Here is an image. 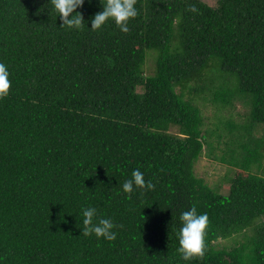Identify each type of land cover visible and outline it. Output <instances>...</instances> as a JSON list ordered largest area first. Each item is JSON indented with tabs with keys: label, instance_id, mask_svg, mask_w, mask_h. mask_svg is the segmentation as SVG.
<instances>
[{
	"label": "trees",
	"instance_id": "trees-1",
	"mask_svg": "<svg viewBox=\"0 0 264 264\" xmlns=\"http://www.w3.org/2000/svg\"><path fill=\"white\" fill-rule=\"evenodd\" d=\"M261 127L264 0H0V264H264Z\"/></svg>",
	"mask_w": 264,
	"mask_h": 264
},
{
	"label": "rangeland",
	"instance_id": "rangeland-1",
	"mask_svg": "<svg viewBox=\"0 0 264 264\" xmlns=\"http://www.w3.org/2000/svg\"><path fill=\"white\" fill-rule=\"evenodd\" d=\"M203 2L207 3L208 5L215 7L217 6L218 2L220 0H202ZM148 59H147V64H146V73L148 75L152 74L155 70V55L153 53L148 52ZM245 106L237 102L236 104V113L237 114H243L245 113ZM214 112L213 108H209L208 114L212 118V114ZM208 115V116H209ZM211 120V119H210ZM177 130H174L173 133H176ZM257 134L262 136L264 135V128L261 127L260 130H257ZM229 168L225 166L224 164L218 163V162H213L209 158L203 156L195 165V173L196 175L203 179L207 184H209L211 187H221L224 186L222 191H227L228 190V182L227 180H224L225 176L228 174V178L231 177L233 174L229 172ZM221 244H229L228 240H222Z\"/></svg>",
	"mask_w": 264,
	"mask_h": 264
}]
</instances>
